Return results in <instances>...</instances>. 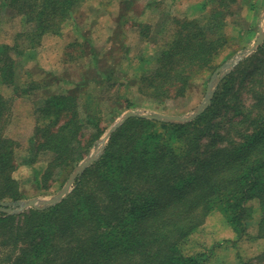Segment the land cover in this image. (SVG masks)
I'll list each match as a JSON object with an SVG mask.
<instances>
[{
    "label": "trees",
    "instance_id": "16d2710c",
    "mask_svg": "<svg viewBox=\"0 0 264 264\" xmlns=\"http://www.w3.org/2000/svg\"><path fill=\"white\" fill-rule=\"evenodd\" d=\"M86 1L5 0L3 8L24 27L12 35V44H0L1 85L12 87L16 97L37 95L38 82L19 83L12 53L34 48L45 34L60 33ZM233 2L206 0L200 16L169 19L161 27L168 32L153 59L156 71L135 75L136 84L119 82L115 67L98 70L95 81L109 85L106 91L112 89L122 111L132 106L124 93L131 85L143 98L156 101L184 95L194 77L216 68L214 60L228 44L223 28L238 13L225 15L223 10L231 12ZM78 47L82 50V43ZM258 50L253 67L224 77L210 107L190 124L130 118L60 203L18 216L0 211V264H208L210 252L190 253L184 245L214 211L237 239L254 235V241L264 240V44ZM140 61L144 59L136 69ZM255 67L254 103L241 109L231 97L233 80L250 77ZM78 91L41 94L33 104L28 162L46 158L41 175L46 183L59 170L67 179L104 132L99 117L82 116ZM11 103L0 93V202L21 199L11 176L20 145L4 134ZM82 103L87 111V101ZM91 125L96 131L85 133ZM253 202L260 210L255 234L249 232ZM251 262L264 264V252L242 264Z\"/></svg>",
    "mask_w": 264,
    "mask_h": 264
},
{
    "label": "rangeland",
    "instance_id": "374dc122",
    "mask_svg": "<svg viewBox=\"0 0 264 264\" xmlns=\"http://www.w3.org/2000/svg\"><path fill=\"white\" fill-rule=\"evenodd\" d=\"M205 1L87 0L73 13L72 19L65 23L60 33L45 34L34 48L26 49L22 54L12 53L16 75L20 79L19 83H22L24 79L35 80L38 82L41 92L30 97H24L23 95L16 97L14 96L16 91L13 92L12 87L3 86L0 83V93L6 100L10 99L12 102L4 127V134L20 145L15 150L13 161L15 168L11 170V176L17 181L21 193V199L16 202L36 201L38 204H44L55 197L65 187L71 174L80 163L90 156L95 157L103 153L104 147L113 132L106 140L103 148L99 143L109 129L119 122L126 113L137 112L141 115L187 117L203 104L209 89L211 90L214 87L212 78L217 69L232 59L241 56L243 58L224 77L238 72H240L239 75L243 72L245 74L247 67H253L256 63L254 55L264 44L263 37L261 44L250 51L259 36L264 35V0H236V2H233L231 12H228L230 11L228 9L223 10L225 15L233 11L235 13L238 11V13L229 16L227 25L223 28L225 35L229 37L228 44L214 60L216 68L212 73L211 70H207L194 77L187 86L184 95L165 99L164 101H156L143 98L137 93V87L131 85L124 89V93H126L125 97L131 102L132 106L130 109L122 111L120 109L122 105L112 99L115 96L112 89L106 91L109 85L99 84L95 81V74L100 69L111 71L115 67L113 75L117 77L119 82L128 84L129 82L134 84L133 81H135V84L137 83L135 75L155 72L157 64L153 59L161 49L168 32L164 33L161 29L162 25L172 17L183 16L189 5L195 7L191 12L196 14L201 10L200 7ZM4 6L5 0H0V44H12V35L22 30L24 25L21 24L18 16L11 14L8 8H3ZM147 30H150L149 37L144 38ZM79 43H82V50L78 47ZM74 44L76 45L72 47ZM121 45L124 48H121ZM141 58L144 59V62L140 61L142 66L136 69L138 60ZM258 71L255 67L250 77L246 76V79L240 81V76H236L233 80L236 84V90L233 89L231 97H234L236 106L241 109L254 103L252 97L254 88L252 89L251 85L254 84V74L256 76ZM257 77L258 75L255 78ZM222 79L215 87L211 102L205 111L210 107ZM84 81L87 82L85 86L79 85ZM76 87L79 88V91L75 94L79 96L77 102L81 107L82 116L91 119L99 117L101 119L100 127L104 128V132L84 154L67 179L66 175H60L59 170L46 183L41 179V175L46 168V158L39 156L36 162H28L29 142L33 135L34 125L33 104L36 103L41 94H66V92ZM262 89L261 87L258 88L260 91ZM83 100L84 103L85 101L88 103L87 109H89L87 111L85 110L86 105L82 103ZM224 113L226 112L222 110L221 114ZM231 114L230 111L227 115ZM236 119H239V117ZM192 121L184 123L157 122L186 125ZM121 127L122 125L114 132ZM95 131L93 125H91L85 133H94ZM75 179L72 183L71 192L74 189ZM251 205L256 209V213L252 219L251 224H253L249 228V232L255 234L254 225L260 218V210L256 203L253 202ZM31 209L33 208L24 209L17 214L7 215L18 216ZM252 236L254 235L237 239V235L224 222L222 215L214 211L206 219L204 225L201 226L200 231H197L186 240L184 251L188 250L190 253L210 252L211 254H207L208 264H242L250 262L251 259L264 252V240L254 241ZM230 242L236 244L231 245ZM215 245L218 247H215ZM236 255L240 258L236 259Z\"/></svg>",
    "mask_w": 264,
    "mask_h": 264
},
{
    "label": "water",
    "instance_id": "95a60500",
    "mask_svg": "<svg viewBox=\"0 0 264 264\" xmlns=\"http://www.w3.org/2000/svg\"><path fill=\"white\" fill-rule=\"evenodd\" d=\"M264 35L259 36L257 39V42L253 45L252 49L250 51H253L254 48L258 47L261 44V41L263 40ZM249 52V51H248ZM247 52V53H248ZM243 58L237 57L229 61L228 63L224 64L221 68L217 69L215 71V75L212 78V83H214V87L208 92V95L203 102V104L192 114H190L187 117H167V116H159V115H141L140 113L137 112H128L126 113L119 122H117L109 131L105 134V136L102 138L101 142L99 143L101 148H103L106 140L109 138L112 132H114L118 127L123 125L125 121H127L130 118L133 117H140V118H147L155 121H162V122H175V123H184V122H189L201 115L209 103L211 102V99L213 97L215 87L217 86L218 82L229 72L230 69H232L238 61H240ZM211 83V84H212ZM211 88V87H209ZM93 157L90 156L86 158L82 163L78 165V167L74 170V172L71 174L69 180L67 181L65 187L52 199L48 200L44 204H38L36 201H29L27 203H22V202H16V203H6V202H0V211L4 212L6 214H17L23 211L24 209L27 208H33L35 210H43L45 208L52 207L58 203H60L64 198L67 197V195L71 192L72 190V183L76 177H78L90 164H92L94 161L98 159V157L101 155Z\"/></svg>",
    "mask_w": 264,
    "mask_h": 264
},
{
    "label": "crops",
    "instance_id": "0c3cea01",
    "mask_svg": "<svg viewBox=\"0 0 264 264\" xmlns=\"http://www.w3.org/2000/svg\"><path fill=\"white\" fill-rule=\"evenodd\" d=\"M201 4V3H200ZM204 4V2L202 3V5ZM202 7V6H201ZM200 7V8H201ZM193 8H195V7H190V5H189V7H187V10H186V12H185V14L184 15H186V16H188V17H197V16H199V15H201V11H202V9L200 10V11H198L196 14H192V12H191V10L193 9ZM190 10V11H189Z\"/></svg>",
    "mask_w": 264,
    "mask_h": 264
}]
</instances>
